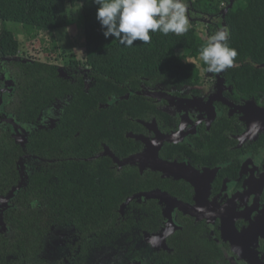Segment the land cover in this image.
Segmentation results:
<instances>
[{
  "label": "flooded vegetation",
  "instance_id": "flooded-vegetation-1",
  "mask_svg": "<svg viewBox=\"0 0 264 264\" xmlns=\"http://www.w3.org/2000/svg\"><path fill=\"white\" fill-rule=\"evenodd\" d=\"M190 6L188 4L190 24L197 32L198 25L204 26V37L199 32L198 35L208 39L214 34V28L219 29L223 10L214 18H193L190 17ZM8 59L0 58V131L16 149L14 156L17 158L6 160L0 171L4 175L11 167L13 182L9 183L14 184L5 195L0 194V264H26L23 255H12L9 251L18 242L12 229L25 225L27 221L33 229H48L43 237L39 235L37 244L41 249L29 264H155L161 252L170 254L173 251L169 249L168 239L182 231L184 224L198 240L212 243L214 264L222 261L226 264H264V90L247 88L244 91L239 87L231 69L241 67V64H234L219 73L207 72V65L202 60L185 52L183 62L195 68V83L183 84L184 80L180 79L181 86L174 84L177 81L165 85L145 79L139 82V91L131 90L132 93L126 96L129 98L135 94L152 101L149 120L127 115L130 124L124 132L128 139L140 145L136 152L120 158L100 142L94 150L96 152L92 151L89 157L66 160L88 163L109 158L113 168L121 170L134 166L139 176L147 172L145 177L154 179L155 189L127 198L120 213L123 215L126 205L133 201L138 204L150 201L161 207L164 220L157 225L147 221V230L140 231L136 227L141 219L135 210L137 225L131 231V241L124 243L119 231L111 232L112 228L107 229L98 221L93 233L77 236L76 224L65 216L67 210L54 221L48 211L43 208L41 211L37 204L24 201L28 197L24 191L27 186L41 188V183L31 180L30 173L48 171L58 161L46 159L44 152L50 155L61 152V143L56 141L61 135L58 133L60 128H69L61 121L67 102L42 109L32 122L10 114L15 81L6 68ZM15 60L26 62L19 56ZM56 67L61 77L71 82H75L73 76H81L85 90L95 83V78L88 76L89 70L83 62L66 63L62 71ZM107 105H113V99ZM82 127L84 125L68 138L81 135ZM118 130V126L112 128L114 135ZM101 133L97 132L98 136ZM159 141V159L189 168L191 179L164 175L143 160H137L146 152L156 151ZM127 159L134 160V163L119 165ZM153 192L166 194L175 201L170 210L173 229L165 215V205L159 200L143 197V194ZM17 196L19 198L15 199ZM39 211L44 217L34 221ZM142 217L147 219L148 215ZM166 230L169 232L162 241L159 236Z\"/></svg>",
  "mask_w": 264,
  "mask_h": 264
},
{
  "label": "trees",
  "instance_id": "trees-1",
  "mask_svg": "<svg viewBox=\"0 0 264 264\" xmlns=\"http://www.w3.org/2000/svg\"><path fill=\"white\" fill-rule=\"evenodd\" d=\"M187 3L191 5L190 17L203 18L218 16L229 0H187ZM77 7L80 8L78 25L84 40L83 61H76L73 56L70 62H83L89 70L88 76L95 78V83L88 90H85L81 76H73L75 82H71L61 77L55 65L15 60L21 49L17 35L20 32L4 27L6 22L20 25L23 40H34L43 34L52 37L54 32L74 23L70 9ZM98 7L94 0H0V58H9L6 68L15 81L10 114L32 122L42 109L67 102L61 121L69 128H60L58 133L61 135L56 141L61 143V152L55 155L44 152L46 159L58 161L48 171L34 170L30 173L31 180L41 183V188L27 186L24 190L28 195L24 199L26 204H37L39 210L48 211L54 221L67 210L65 216L76 224L77 236L93 233L98 221L107 229L112 228L111 232L119 231L124 243H129L131 231L137 225L135 210L141 219L136 227L140 231L147 230V221L157 225L164 220L161 207L150 201L144 204L133 201L126 205L123 215L120 213L127 198L139 192L153 191L156 186L154 179L145 177L147 172L139 176L134 166L121 170L113 168L109 158L88 163L66 160L89 157L100 142L120 158L136 152L140 145L128 139L124 132L130 124L127 115L149 120L152 101L135 94L129 98L126 96L132 93L131 90L139 91V82L145 79L165 85L177 81L174 84L181 86L180 79L184 80L183 84L195 83V68L183 62V55L188 52L190 57L198 58L208 39L201 38L194 25L190 24L186 34L169 33L165 36L160 32H150V44L136 41L132 47H124L115 38L103 36L96 19ZM223 20L230 33L228 45L238 53L234 64H241V67L231 69L235 82L244 91L247 88L264 90V68L255 67L264 64V0H235ZM51 44L56 49L54 40ZM110 99H113V105L105 106ZM83 125L81 135L68 138ZM114 126L119 127L115 135L112 131ZM97 132H102V135L98 136ZM15 153L16 149L8 142V137L0 131V171L6 160L17 158ZM10 168L6 174H0V194L3 195L14 185L9 183L13 182ZM41 211L39 216L35 214L34 221L44 217ZM141 214L148 215V218ZM28 225L27 221L25 225L12 229L18 242L9 251L12 255H23L26 264L35 260L41 249L37 244L39 235L43 237L48 232L47 228L39 230ZM187 227L184 224L182 231L168 239L169 249L173 251L170 254L161 252L155 264H214L212 243L198 240ZM19 250L21 253H17Z\"/></svg>",
  "mask_w": 264,
  "mask_h": 264
},
{
  "label": "clouds",
  "instance_id": "clouds-1",
  "mask_svg": "<svg viewBox=\"0 0 264 264\" xmlns=\"http://www.w3.org/2000/svg\"><path fill=\"white\" fill-rule=\"evenodd\" d=\"M96 19L107 39L132 47L136 41L151 43L150 32L183 35L189 31L187 0H94ZM82 7V5H81ZM229 29L219 28L199 51L207 72L219 73L234 65L238 53L229 47Z\"/></svg>",
  "mask_w": 264,
  "mask_h": 264
},
{
  "label": "rangeland",
  "instance_id": "rangeland-1",
  "mask_svg": "<svg viewBox=\"0 0 264 264\" xmlns=\"http://www.w3.org/2000/svg\"><path fill=\"white\" fill-rule=\"evenodd\" d=\"M72 12L71 18L74 23L66 29L58 30L54 32L53 36L48 34H43L34 40H23L22 29L20 25H16L10 22L4 24L5 28L12 29L18 33V38L21 41V49L19 57L25 61H38L42 63L52 64L58 66L62 71L66 63L74 58L77 61L83 59V36L81 33V28L78 25L80 8L70 9ZM204 26L198 25L197 30L200 35L204 37ZM56 42V49L52 48V41ZM196 60H201L198 57Z\"/></svg>",
  "mask_w": 264,
  "mask_h": 264
},
{
  "label": "water",
  "instance_id": "water-1",
  "mask_svg": "<svg viewBox=\"0 0 264 264\" xmlns=\"http://www.w3.org/2000/svg\"><path fill=\"white\" fill-rule=\"evenodd\" d=\"M234 2H235V0H229V3L227 5V7L222 12L223 17L232 8ZM219 21H220L219 28L225 27L224 20H222V21L219 20ZM255 67L258 68V69H263L264 68V64H262L261 66H255ZM142 141L143 142H147L144 139ZM159 143H160V141H159ZM159 147H161V143H160V145L156 146V151H153V153L152 152L150 153V151L146 152V153L142 154L141 156H139V158L137 157V160L140 161V162L143 160L142 162H145L146 165L150 166L152 169H154L156 171L162 172L164 175H168V176L170 175V176H173L175 178H185V179H188V180L191 179V177L189 176L190 174L188 172L189 168L186 169L185 167L178 166L177 164H170V163L162 162L159 159L158 155H157V149H159ZM133 161L134 160L127 159V160H125L123 162H120L119 165L120 166H125V165H128V164H133L134 163ZM143 167H146V166H143ZM143 197L149 198V199L159 200V202L161 204L165 205V210H164L165 211V215L167 216V219L170 221L169 225L171 226V229H173V225H172L171 220H170L171 219L170 210H171V204H175V201H173L172 198L169 197L168 195L162 194L160 192H153V193L143 194ZM129 201H130V199L127 201V203ZM189 213L194 215V213H192L191 211ZM169 221H168V223H169ZM169 230H166L163 235L159 236V238L162 241L164 240V238L167 235V233L169 232Z\"/></svg>",
  "mask_w": 264,
  "mask_h": 264
}]
</instances>
